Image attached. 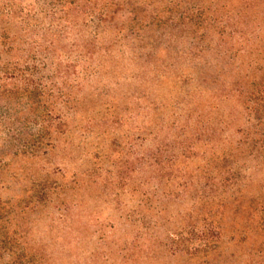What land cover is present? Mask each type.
Wrapping results in <instances>:
<instances>
[{
  "label": "trees",
  "instance_id": "trees-1",
  "mask_svg": "<svg viewBox=\"0 0 264 264\" xmlns=\"http://www.w3.org/2000/svg\"><path fill=\"white\" fill-rule=\"evenodd\" d=\"M260 37L264 0H0V100L7 152L13 162L45 160L66 136L70 118L78 116L81 103L75 94L84 84L103 73L114 87L120 79L134 81L138 93L131 98L140 142L151 138L157 143L156 151L138 159L139 202L150 201L151 181H176L181 197L191 202L189 218L195 214L200 225L194 221L188 227L193 236L189 249L178 246L183 230L168 233L166 243L188 260H218L234 240L225 233L223 219L240 194L235 187L245 181L240 175L246 162L239 167L237 157L257 162L264 155ZM234 43H244L248 55L244 50L229 55ZM145 49L151 53H134ZM125 50L130 55H123ZM159 53L172 54L163 55L173 62L162 71L156 69L163 63ZM178 63L187 69L178 71L168 102L158 101V86L169 84V68ZM223 104L233 110L224 112ZM120 119L115 115L110 124L125 125ZM165 131L177 136L170 152L158 142ZM233 134L240 139L234 141ZM57 189L50 186L53 193ZM40 194L36 205L50 202L52 193ZM161 194V202L172 196ZM138 216L125 221L138 225V239H150L149 217ZM259 230L264 240V223Z\"/></svg>",
  "mask_w": 264,
  "mask_h": 264
},
{
  "label": "rangeland",
  "instance_id": "rangeland-1",
  "mask_svg": "<svg viewBox=\"0 0 264 264\" xmlns=\"http://www.w3.org/2000/svg\"><path fill=\"white\" fill-rule=\"evenodd\" d=\"M260 40L258 48L264 45V38ZM243 44L234 43L229 55H236L238 50H244L243 55L248 53ZM145 50L134 53H151ZM123 55L130 52L125 50ZM159 55L163 63L156 69L162 71L173 62L163 55L172 54ZM170 67L169 84L158 86L156 95L165 103L178 71L187 69L183 63ZM114 82L103 73L75 94L81 103L78 116L70 118L66 136L45 160H11L1 109L4 102L0 100V264H264V240L259 230V224L264 223V155L257 162L237 157V165L241 167L245 161L247 169L240 175L245 181L235 187L240 194L223 219L225 233L234 240L223 248L222 257L202 263L199 257L188 260L177 252V246L166 243V235L183 230L178 246L189 249L193 236L188 227L194 221L199 224V219L195 214L189 218L191 202L181 197L176 181L168 185L151 181L147 188L150 201L139 202L135 191L138 159L156 151L157 143L151 138L140 142L131 98L138 93L134 81L120 79L116 87ZM92 94L94 99H90ZM222 110L233 109L223 104ZM115 115L126 120L125 125L110 124ZM99 123L104 127L96 128ZM170 124L166 122V126ZM175 137L165 131L158 142L170 152L176 146ZM232 139L240 137L233 134ZM128 174V187H123ZM50 186L58 189L53 193ZM44 192L52 193L50 202L36 205ZM163 192L172 196L161 202ZM140 212L151 221L150 239L146 235L138 239V233L142 234L138 225L129 226L125 221L126 217L137 220Z\"/></svg>",
  "mask_w": 264,
  "mask_h": 264
}]
</instances>
